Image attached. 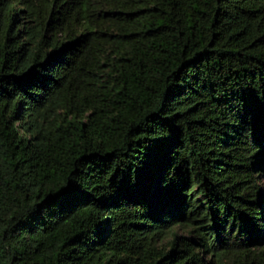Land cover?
<instances>
[{
    "label": "trees",
    "instance_id": "16d2710c",
    "mask_svg": "<svg viewBox=\"0 0 264 264\" xmlns=\"http://www.w3.org/2000/svg\"><path fill=\"white\" fill-rule=\"evenodd\" d=\"M0 264H264V0H0Z\"/></svg>",
    "mask_w": 264,
    "mask_h": 264
}]
</instances>
